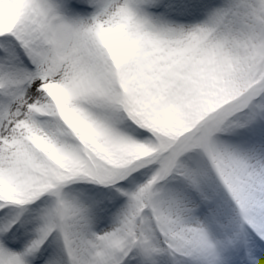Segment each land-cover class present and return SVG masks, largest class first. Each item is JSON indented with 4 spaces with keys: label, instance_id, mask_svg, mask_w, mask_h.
<instances>
[{
    "label": "rangeland",
    "instance_id": "obj_1",
    "mask_svg": "<svg viewBox=\"0 0 264 264\" xmlns=\"http://www.w3.org/2000/svg\"><path fill=\"white\" fill-rule=\"evenodd\" d=\"M0 264H264V0H0Z\"/></svg>",
    "mask_w": 264,
    "mask_h": 264
},
{
    "label": "bare ground",
    "instance_id": "obj_2",
    "mask_svg": "<svg viewBox=\"0 0 264 264\" xmlns=\"http://www.w3.org/2000/svg\"><path fill=\"white\" fill-rule=\"evenodd\" d=\"M2 9H3V11H6L7 7H3ZM96 65H98V64L94 61L93 62V67H96ZM23 124L29 125V122L28 121H25V122L23 121ZM33 129L35 130L38 139H39V136H42V135L48 136L49 134L47 132L50 133V131H51L49 126H43V127H37L36 126V127H33ZM39 132H41V134H39ZM41 141H42V139L37 141V143H44V142H41ZM37 143H35V148H36V146H38Z\"/></svg>",
    "mask_w": 264,
    "mask_h": 264
}]
</instances>
